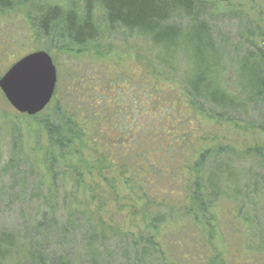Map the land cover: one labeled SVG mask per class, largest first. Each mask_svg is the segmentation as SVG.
<instances>
[{
  "label": "trees",
  "instance_id": "obj_1",
  "mask_svg": "<svg viewBox=\"0 0 264 264\" xmlns=\"http://www.w3.org/2000/svg\"><path fill=\"white\" fill-rule=\"evenodd\" d=\"M228 1L0 0L1 14L23 12L30 35L48 53L64 49L74 56L93 53L102 58L104 43L118 38L123 43L142 38L150 45L142 74L145 81L140 78L122 88V77H109L106 86L92 80L87 86L80 79L92 100L86 109L78 105L76 114L65 112L59 101L50 109L57 87L44 110L50 113L33 117L44 116L36 123L49 146L41 178H36V169L24 157L18 145L20 131L13 127L10 155L0 159V182H8L10 190L20 189V195L10 192L12 201L32 191L39 204L37 213L42 214L27 224L23 236L0 233V264L10 263L15 251L17 258L20 249L27 264H74L67 253L73 244L93 264L102 258L103 264H109L108 259L116 256L107 246L109 233L77 211L78 190L73 194L64 188V174L75 177L77 185L92 168L106 182V173H118L124 185L134 186L148 198V208L155 209L149 223L154 232L162 227L182 229L188 222L218 229L233 243L228 264H264V142L239 150L222 141L236 130L253 131L264 139V34L238 32L240 40L235 44L221 36L219 24L223 27L231 13L230 6L223 5ZM240 21L238 17L237 25ZM181 37L189 45L177 41ZM259 39L261 45L256 43ZM3 48L0 57L15 62L23 57L19 50L25 49L10 42ZM109 90L116 91L110 101L102 94ZM251 113L259 117L253 119ZM205 129L214 134L211 145L194 157L193 148ZM149 142L160 149L153 158L155 165L143 152ZM83 151L92 155L90 172ZM165 164L167 170L158 169ZM180 180L184 187L191 186L183 209L174 202L171 189ZM2 194L0 190V205ZM60 209L68 211L66 226H59L56 218ZM154 232L149 239L133 242L116 239L122 264H166L156 259L163 255ZM183 244L184 240L178 243ZM50 246L60 252L55 263L47 261L45 248Z\"/></svg>",
  "mask_w": 264,
  "mask_h": 264
},
{
  "label": "rangeland",
  "instance_id": "obj_2",
  "mask_svg": "<svg viewBox=\"0 0 264 264\" xmlns=\"http://www.w3.org/2000/svg\"><path fill=\"white\" fill-rule=\"evenodd\" d=\"M223 5L230 6L229 18L233 19L229 20L228 18L223 27L219 24L221 36L230 37L235 44L240 40L237 36L238 32L243 34L252 32L258 36L264 34V0H229ZM238 17L241 18V21L237 25ZM24 18L25 15L19 9L5 15L0 13V50H3V46L8 42L14 44L15 47L25 48L19 50V55H23V57L27 55L26 53L30 54L43 50L42 43L35 41L30 35V30ZM183 38L181 37L177 41L185 42L186 38ZM186 41L189 45L188 40ZM256 43L257 45L262 44L260 39ZM104 44L101 52L102 58L93 55V53L74 56L64 49H53L49 52L56 68H58L59 79L58 89L56 87L58 90L57 97L50 109L55 108L56 101L60 102L63 110L68 114H76L78 105H81L82 109L88 108L89 102L92 100L90 89H87L88 87L83 89L78 83L80 79L88 82L87 86L90 85L91 80L106 86L109 77H122L124 81L119 85L122 88L139 81L140 78H142L140 81H145V75L142 77V74L146 65L145 55H148L147 50L150 45L144 39L134 37L123 43V40L118 38L108 40ZM141 53L143 55H140ZM14 60V58H9L6 61L0 57V78L9 71L13 64L18 62ZM112 93H116V91L109 90L102 94L108 96L109 99L107 100L110 101ZM79 98L84 99L86 102H79L81 100ZM79 111L82 113L81 108ZM44 113V115H48L50 112ZM251 114L253 119L259 117L255 113ZM33 117L19 114L7 101L5 94L0 89L1 162L2 158H7L10 155L13 139L12 129L16 127L20 131L18 145L25 154L24 157L28 158L36 169V178H41L46 173L44 161L49 146H47V135L36 123L37 120H42L44 116H39L37 120ZM263 117L264 115H262L261 120L264 119ZM209 133V129L203 130V138L193 148L194 157L201 152L202 147L211 145L210 141L214 134L211 133L210 135ZM222 141L230 142L231 146L244 150L247 146L256 145L257 141L262 144L264 139L253 131L245 133L242 130H236L233 134L227 133L224 135ZM143 152L146 153L147 159L152 163L153 158L160 154V149L154 148L149 142L144 145ZM81 155L86 163L85 166H87V169H84L89 171L93 167L90 163L92 155L86 151H83ZM152 164L155 165V163ZM157 167L159 170H167L166 164ZM90 173V175H84V181L83 178L80 179L77 183L78 187L75 183V177L72 178L70 175L64 174L66 180L64 188L69 192H73V194L77 189L76 197L80 207V210L77 211L89 215L92 220L97 221L100 227L105 228L106 232L109 233L111 241L108 242L107 246L112 253L116 254V256L113 255L112 259H108L109 264H122L124 263V257L121 248L115 246V242L119 238L126 242L138 241L141 238L149 239L154 232L149 227V223L154 216L155 209L153 207L148 208V198L141 197L143 194L139 193L137 188L124 185L118 173H106L109 182L98 176L94 168L91 169ZM8 184V182H0V190H3L2 204L0 205V233L7 231L16 234L17 232V235L23 236L27 224H32L38 217H41L42 213H37L39 204L32 197V191L23 194L21 200L16 198L15 201H12L10 192L13 194V191H17L15 194L20 195L21 191L19 188L10 190ZM178 184L177 188L172 187L171 189L175 195L174 200H177L174 202L178 203L179 209H183L184 205L189 202V200L184 199L187 198L191 186L186 184L184 187L181 180ZM166 185L169 186L170 183H166ZM114 187H116V190H114ZM64 195L65 190L61 189L59 196ZM56 218L59 226H66L68 211L60 209ZM154 233V241L158 246L157 250L162 251L161 254L165 260L161 255H156V259L159 262L163 260L166 264H222L223 261L228 264L234 250L233 243L218 229L216 231L203 229L200 225L191 222L185 223L182 229L171 230L168 227H162ZM182 240L185 241V244L178 245ZM24 247L30 250L28 246H23L22 249ZM20 252L21 249L18 251V257L16 258L13 257L17 253L15 251L11 257L12 261L10 263L7 261L6 264H11V262H13L12 264H27L26 259L21 257ZM45 252L47 261L53 263L56 262L60 254L52 246L46 247ZM67 253L74 264H93L88 254H84L78 245L73 244L72 247L68 248ZM102 259L99 264H103ZM0 260L2 261L1 258Z\"/></svg>",
  "mask_w": 264,
  "mask_h": 264
},
{
  "label": "water",
  "instance_id": "obj_3",
  "mask_svg": "<svg viewBox=\"0 0 264 264\" xmlns=\"http://www.w3.org/2000/svg\"><path fill=\"white\" fill-rule=\"evenodd\" d=\"M58 68L48 52L22 57L0 78V89L19 114H41L51 103L58 84Z\"/></svg>",
  "mask_w": 264,
  "mask_h": 264
}]
</instances>
